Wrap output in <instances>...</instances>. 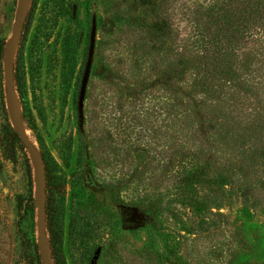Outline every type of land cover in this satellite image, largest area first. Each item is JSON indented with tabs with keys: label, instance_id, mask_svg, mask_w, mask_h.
Returning <instances> with one entry per match:
<instances>
[{
	"label": "rangeland",
	"instance_id": "obj_1",
	"mask_svg": "<svg viewBox=\"0 0 264 264\" xmlns=\"http://www.w3.org/2000/svg\"><path fill=\"white\" fill-rule=\"evenodd\" d=\"M131 1L29 3L32 14L20 65L34 131L23 122L31 142L44 153L54 195L64 210L66 263L264 264V167L249 193L239 181L214 190L197 188L201 196L212 197L205 210L208 224L201 229L187 232L174 219L158 217L162 227L183 235L170 258L147 222L150 203L143 211L133 207L137 196L161 190L160 167L150 157L160 151L163 127L158 113L162 38L147 30L154 13L134 10ZM194 2L171 4L174 26L181 33L190 21L179 6ZM17 3L0 0V40L11 34ZM15 105L22 115L17 96ZM8 122L2 58L0 140ZM27 152L37 199L34 159ZM24 159L18 150L12 159L5 158L0 145V264H42L37 213L33 232L30 216L17 209V196L30 193Z\"/></svg>",
	"mask_w": 264,
	"mask_h": 264
},
{
	"label": "trees",
	"instance_id": "obj_2",
	"mask_svg": "<svg viewBox=\"0 0 264 264\" xmlns=\"http://www.w3.org/2000/svg\"><path fill=\"white\" fill-rule=\"evenodd\" d=\"M173 1L130 2L134 10L144 8L154 13L147 30L162 38L158 81L162 89L158 111L162 116V142L157 156L150 157L158 161L161 190L148 197L137 196L133 207L143 211L145 203H150L147 222L163 241L166 258L174 254L183 235L162 227L158 217L174 219L187 232L201 229L208 224L205 210L212 197L201 196L197 188L214 190L239 181L245 182L244 189L249 193L261 180L264 167V0H195L191 6L180 5L179 10L190 21V28L183 33L174 26ZM31 14L28 9L14 53L13 83L22 118L34 131L33 107L20 65ZM5 43L0 40V61ZM4 134L0 145L5 158L12 159L16 150L25 157L30 193L17 196L16 203L19 214L32 219L34 232L33 166L10 122ZM40 153L45 168L49 253L53 264H67L63 252L64 210L60 198L54 195V180L44 153Z\"/></svg>",
	"mask_w": 264,
	"mask_h": 264
},
{
	"label": "water",
	"instance_id": "obj_3",
	"mask_svg": "<svg viewBox=\"0 0 264 264\" xmlns=\"http://www.w3.org/2000/svg\"><path fill=\"white\" fill-rule=\"evenodd\" d=\"M30 0H18L17 11L9 38L6 40L3 54V70L6 89V99L11 123L14 131L25 145L34 159V172L36 178V237L37 247L41 257L42 264H53L48 247V241L45 234V214H46V181L44 161L40 151L31 142L25 133V126L21 112L17 109L15 102L16 96L13 83V59L14 48L19 40L22 27L29 9Z\"/></svg>",
	"mask_w": 264,
	"mask_h": 264
}]
</instances>
